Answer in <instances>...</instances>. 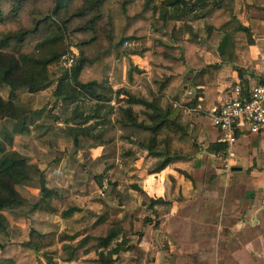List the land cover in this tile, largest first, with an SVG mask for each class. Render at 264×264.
<instances>
[{
  "label": "trees",
  "instance_id": "16d2710c",
  "mask_svg": "<svg viewBox=\"0 0 264 264\" xmlns=\"http://www.w3.org/2000/svg\"><path fill=\"white\" fill-rule=\"evenodd\" d=\"M1 1L3 0H0V22H3L5 16ZM9 1L13 2L12 13L16 18L28 0ZM53 1L51 13L36 20L32 28H20L0 37V85L10 89L9 97L0 95V122L7 118L13 119L16 122L15 130L22 133L29 130L27 115L43 114L42 109L36 112L31 107L32 95L52 85L49 66L58 62L61 56L55 48L63 40V30L67 29L68 24L66 22L78 17L84 20L79 29L90 31L92 40L98 38L101 24L105 22L108 26L106 38L109 47L95 58L81 54L70 69L65 68L55 90L57 97L75 105L71 115L65 118L68 124L63 131L72 139L76 149L110 143L111 140L105 138V133L107 125L112 122L115 123L122 140L136 145L146 155L158 158L150 170L151 173L161 172L175 160L195 157L201 151L200 125L185 111L184 106H175L170 101L165 105L162 103L166 94L172 97L180 93L182 85L189 79L194 68L187 56H176L167 50L156 53L150 62V76L142 80L145 92L127 86L114 90L108 81L97 74L98 68L103 54L111 49L118 53L125 41L143 40L152 32L179 40L178 35L186 27L192 34L187 42L192 43L195 32L190 22L196 20L204 21L205 31L209 36L215 31L225 33L219 47L223 54L235 33L240 30L251 32L233 14L235 0ZM77 1H81V4L72 10ZM179 22L183 24L180 26ZM54 26L57 30H51L38 44V55L22 51L29 36L38 35L45 28L52 29ZM217 67L206 65L200 73L206 78L207 72ZM132 68L141 72L138 67ZM19 90L23 91L21 95L17 94ZM114 95L126 102V106H121L119 117L115 121L111 120V114L114 113L111 106ZM82 97L95 103L94 116H84L80 103ZM198 103V99H194L186 105L195 107ZM132 105L142 106V114L137 113ZM95 118L97 121L92 122ZM48 134H52V129L48 128L43 136ZM11 144L13 136L5 130L3 139L0 138V233L7 230L9 225L4 211L27 203L18 187L30 186L40 190L41 197L32 204L31 213H46L68 220L83 210L72 197L49 185L46 169L41 163L31 162L20 150H10L8 145ZM207 150L215 154H225L227 145L213 142ZM101 178L99 176L100 180ZM159 203L170 202L163 198H152L150 206L154 207ZM150 222L149 218H145V224ZM122 231L124 232L121 227L113 226L106 235L96 237L97 246L101 249L98 264H116L122 253L133 249V241L125 233L120 240ZM55 237L56 232L42 233L32 228L28 241L1 245L0 258L3 261L0 264H43L39 250ZM87 240L85 238L83 243ZM25 250L32 252L28 256ZM73 256L74 254L71 255Z\"/></svg>",
  "mask_w": 264,
  "mask_h": 264
},
{
  "label": "rangeland",
  "instance_id": "374dc122",
  "mask_svg": "<svg viewBox=\"0 0 264 264\" xmlns=\"http://www.w3.org/2000/svg\"><path fill=\"white\" fill-rule=\"evenodd\" d=\"M80 4L81 1H77L72 10ZM53 7V0H28L15 18L12 13L13 2L1 1L5 20L0 22V37L8 32H16L20 28H32L34 22L50 14ZM66 23L68 24L67 29L63 30V40L55 48L56 52L61 53L60 60L49 66L52 85L32 95L31 107L35 111L42 109L43 114L27 115L29 130L22 133L15 130V120L10 118L2 120L0 138L3 139L4 131H8L13 136V144L8 145V148L24 152L31 162L41 163L42 167L46 168L49 185L64 195L74 196L76 203L82 206L83 210L68 220L46 213H31V206L40 199L41 192L30 186L18 187L27 203L4 211L9 225L7 230L0 233V251L2 244L28 241L31 229L35 228L42 233L56 232L55 239L49 244H44L39 250L43 264H98L101 249L97 246L96 237L106 235L113 226H119L124 230L119 237L120 240L123 236L130 235L134 247L130 252L122 253L116 264H142L140 257L141 259L144 257L145 261L149 259L147 262L151 264L157 249L162 246H151L149 256H146L138 245L140 227L142 224H148H145V218L151 221L154 219L146 215L145 201L139 210L136 209L139 206V198L144 195L138 190V183L130 181L128 173L124 171L125 160L139 157L138 153L141 155V151L136 145L122 140L115 123L112 122L107 125L105 133V138L111 142L99 147L76 149L72 139L63 131L68 124L65 118L71 115L75 106L55 95L59 78L66 68L63 56H73L75 62L81 54L95 58L109 47L106 38L108 26L105 22L101 24L96 40H92L90 31L79 29L84 24L81 18L73 17ZM182 24L183 22H179L180 26ZM185 29L178 35L179 40L152 32L143 40L125 41L118 53L111 49L102 55L97 74L108 81L114 90L127 86L133 90L145 91L142 88V80L150 76L152 69L150 62L156 53L167 50L176 56H187L189 62L193 63L191 58L195 45L188 44L187 33L192 34L186 27ZM51 30H57V27L45 28L38 35L29 36L22 51L38 55L40 52L38 44ZM204 33L201 30V34ZM132 67H138L141 72ZM22 93V90L17 92L19 95ZM0 95L4 98L9 97V87L0 85ZM167 96L168 94L164 97L167 100L165 103L170 101ZM80 103L84 116L95 115L94 102L82 97ZM111 106L114 108L111 120L115 121L119 117L121 106H126V102L114 95ZM182 106L186 111V105ZM134 109L142 114V106H134ZM96 121L95 118L92 122ZM48 128L52 129V134L43 136ZM155 164L156 162L150 168L152 169ZM99 176L102 177L101 180ZM130 203L137 205L131 206ZM130 206L135 209H128ZM85 238L88 240L83 243ZM164 247L168 248L169 245ZM24 252L29 256L32 251ZM0 261L3 260L0 258Z\"/></svg>",
  "mask_w": 264,
  "mask_h": 264
},
{
  "label": "crops",
  "instance_id": "0c3cea01",
  "mask_svg": "<svg viewBox=\"0 0 264 264\" xmlns=\"http://www.w3.org/2000/svg\"><path fill=\"white\" fill-rule=\"evenodd\" d=\"M233 14L251 32L235 33L223 54V31L209 36L204 21L190 22L195 32L188 43L195 45L190 63L194 69L182 91L167 96L175 106L198 99L191 116L200 125L201 151L158 173L149 170L158 158L143 151L125 160L124 171L144 195L136 209L145 201L146 215L154 219L140 227L138 245L146 256L151 246H162L151 264H264V132L240 133L225 154L207 150L221 136L208 113L228 99L236 84L249 90L264 74V0H235ZM206 65L218 67L205 78L200 70ZM152 198L170 203L151 207ZM131 206L128 209H135ZM145 260L140 257L142 264H150Z\"/></svg>",
  "mask_w": 264,
  "mask_h": 264
},
{
  "label": "built area",
  "instance_id": "2783aa9c",
  "mask_svg": "<svg viewBox=\"0 0 264 264\" xmlns=\"http://www.w3.org/2000/svg\"><path fill=\"white\" fill-rule=\"evenodd\" d=\"M63 58L65 67L70 69L74 57L64 55ZM186 111L191 114L193 108L186 105ZM208 115L212 124L221 132L218 142L225 143L227 150L236 143L242 132H264V74L249 90L241 83L236 84L228 99L214 107Z\"/></svg>",
  "mask_w": 264,
  "mask_h": 264
}]
</instances>
